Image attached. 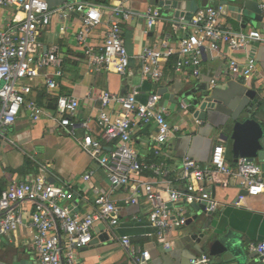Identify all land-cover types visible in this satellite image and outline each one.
Returning a JSON list of instances; mask_svg holds the SVG:
<instances>
[{
	"label": "crops",
	"instance_id": "0c3cea01",
	"mask_svg": "<svg viewBox=\"0 0 264 264\" xmlns=\"http://www.w3.org/2000/svg\"><path fill=\"white\" fill-rule=\"evenodd\" d=\"M52 0L51 8L67 3L64 0ZM91 1V0H90ZM101 6H120L130 12L129 18L122 24L123 41L130 57V67L124 76L112 70H95L82 54L75 42V35L80 26V14L63 15L52 19L50 25L39 32L38 39L43 45L44 52L54 50L57 63L41 71L40 76L32 83L33 94L30 96L46 111L45 116L38 122L30 120L22 111L15 123L7 131L5 139L0 141V191L12 181H24L26 178L52 177L55 181H65L73 185L79 194L75 206L81 214H86L98 195L108 196L116 205L122 206L128 196L126 190L111 192L105 172L85 153L78 139L87 131L78 129L77 137L72 138L59 125L55 118V101L57 96L74 97L79 102L76 115L78 121H90V133L94 136L101 134L96 125V117L101 110L98 97L101 92L125 96L134 94L137 101L145 103L152 94L160 96L161 109L164 110L170 125L180 128L173 134L164 147V161L171 167L167 181L172 189L184 186L182 180V162L188 157L202 170L213 171L210 159L216 146L224 148L226 163L233 171L232 143L220 139L218 128L227 107L236 105L246 91L257 93L260 103L259 115L264 117V14L262 20L252 26L236 22V15L228 11L220 17V22L229 26L234 32L255 30L261 37L256 55V70L248 80L240 76L232 79L228 68L229 59L244 63L250 50L231 52H212L206 50L202 57L199 75L191 77L185 72H175L176 57L173 64L168 60L163 66V75L158 82L143 78L140 73L139 55L146 47L166 41L175 44L182 36L192 32V26L187 23L173 22L162 16L151 26L147 25L146 14L151 10L149 0H93ZM69 3V2H68ZM201 9V8H200ZM15 15L13 9L0 7V27H5ZM106 30L103 23L92 32L91 44H99ZM60 72L57 77L55 74ZM52 79L56 90L52 96L47 95L45 80ZM205 121L195 116L196 110L205 100ZM175 101V102H174ZM187 104V108H183ZM214 106V109H210ZM116 109L111 106L108 111ZM154 130L151 126L137 130L133 136L134 149L139 160L150 162L155 160L149 152ZM110 145V144H108ZM109 151V148H106ZM92 172L88 182L82 177ZM155 180L153 174H145L142 181ZM207 190L218 202L219 206L213 213L206 209V215L199 217L191 224L187 223L194 215L190 206H183V216L187 217L184 227H173L167 235L169 248L160 243L154 230L146 218L151 212V205L139 197L136 205L124 207L119 213V225L113 229L116 238L127 236L132 246L139 251H148L150 260L146 264H188L199 255L209 256L212 243L219 241L227 254L237 264H262L258 256L249 253L250 243L264 241V201L261 197L249 196L240 187L237 178L211 173V182L206 184ZM197 206H204L195 204ZM24 207L29 208L26 204ZM175 213V211H174ZM137 216L140 221L133 220ZM102 230L93 231L97 238ZM197 236V237H194ZM32 231L26 228L18 229L11 238H0V264H35L31 245ZM81 264H133L127 251L117 240L110 243H98L83 248L78 252Z\"/></svg>",
	"mask_w": 264,
	"mask_h": 264
},
{
	"label": "built area",
	"instance_id": "2783aa9c",
	"mask_svg": "<svg viewBox=\"0 0 264 264\" xmlns=\"http://www.w3.org/2000/svg\"><path fill=\"white\" fill-rule=\"evenodd\" d=\"M253 1L264 14V0ZM0 7L15 11L12 20L0 27V141L5 139L9 127L22 111L34 122L45 116V109L30 96L33 94L32 83L41 71L57 63L56 52H44L38 39L39 32L47 28L53 18L80 14L75 42L95 70L103 68L124 76L130 67L121 27L130 12L120 6H101L93 0H79L51 8L46 0H0ZM225 13V6L201 8L192 17L190 25L193 29L189 35L180 37L173 45L160 41L144 48L138 57L142 77L158 82L163 75L164 63L172 57H176L175 72L197 77L206 50L220 52L226 49L231 52L251 51L242 64L234 59L228 61L232 79L240 76L248 81L257 65L253 43L260 42L261 37L255 30L234 32L220 22ZM159 16L155 10L148 11L145 16L147 25L151 26ZM103 23L106 30L100 43L91 44L92 32ZM55 75L59 77L61 73ZM44 85L47 95L52 96L56 90L54 80L47 78ZM98 100L101 110L95 121L101 129L100 135L90 133L89 120L76 119L79 102L74 97L57 96L54 115L72 138L77 137L78 129L87 131L78 139L81 149L105 172L111 192L126 190L128 196L123 205L118 206L108 196L98 195L89 212L81 214L74 205L79 194L69 182L57 180L52 184L36 176L9 183L0 191V238L9 239L20 228L31 230L35 264H81L78 252L90 246L92 233L100 225L105 226L110 241L117 240L127 251L133 264H146L150 260L148 251H139L132 246L129 237L116 238L112 232L119 225L121 210L136 205L139 197L146 200L151 205L146 220L157 240L169 248L168 233L173 227H184L187 222L179 208L201 204L209 213L218 208V202L206 188L212 172L234 176L249 196L261 197L264 201L261 168L241 158L233 171L225 161L222 146H216L211 154L213 171L202 170L186 157L181 167L184 186L172 189L167 181L171 167L159 159L164 155L170 137L180 128L170 125L161 109L160 96L152 94L145 103H140L134 94L119 96L101 92ZM111 106L116 107L112 112L107 110ZM187 107L183 104V108ZM149 126L154 135L148 149L155 160L145 162L139 160L133 136L137 130ZM145 174H153L155 180L142 181ZM92 175V172L86 173L82 181L88 182ZM26 204L30 207H24ZM132 219L140 221L137 216ZM247 250L264 264V241L250 243ZM211 263L210 256L199 255L188 264Z\"/></svg>",
	"mask_w": 264,
	"mask_h": 264
},
{
	"label": "water",
	"instance_id": "95a60500",
	"mask_svg": "<svg viewBox=\"0 0 264 264\" xmlns=\"http://www.w3.org/2000/svg\"><path fill=\"white\" fill-rule=\"evenodd\" d=\"M49 7L53 6L52 0H46ZM61 0L60 3H63ZM151 11L157 7L163 17L172 19L173 22H182L189 24L193 15L200 9L205 7L225 6L228 11L236 15V22L246 24L247 21L252 26L262 20V12L258 4L253 0H149ZM259 42L253 43V48L258 50ZM175 102V101H174ZM208 99L200 104L196 110L198 120L205 121L208 114L205 112ZM260 103L255 91H246L241 99L234 106H228L221 125L216 128L220 132V139L223 142L232 143L233 163H237L239 159L246 158L258 165L264 173V117L259 115ZM214 109V106H210ZM48 183L55 184L56 181L52 177L46 178ZM245 193H247L245 191ZM194 210V215L187 223L191 224L199 217V213L206 215L204 206L190 205ZM187 225V224H186ZM102 230V233L93 238L90 246L98 243H110L109 234L105 231V226L100 225L95 228ZM197 237V236H194ZM209 246V256L212 259L211 264H237L232 257L227 254L222 244L211 242Z\"/></svg>",
	"mask_w": 264,
	"mask_h": 264
},
{
	"label": "rangeland",
	"instance_id": "374dc122",
	"mask_svg": "<svg viewBox=\"0 0 264 264\" xmlns=\"http://www.w3.org/2000/svg\"><path fill=\"white\" fill-rule=\"evenodd\" d=\"M68 2H75V1H79V0H67Z\"/></svg>",
	"mask_w": 264,
	"mask_h": 264
},
{
	"label": "trees",
	"instance_id": "16d2710c",
	"mask_svg": "<svg viewBox=\"0 0 264 264\" xmlns=\"http://www.w3.org/2000/svg\"><path fill=\"white\" fill-rule=\"evenodd\" d=\"M99 1H100V0H99ZM172 60H173V59H170V61H169L170 64H173V61H172Z\"/></svg>",
	"mask_w": 264,
	"mask_h": 264
}]
</instances>
